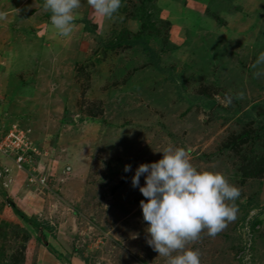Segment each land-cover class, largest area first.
Returning a JSON list of instances; mask_svg holds the SVG:
<instances>
[{
    "label": "rangeland",
    "instance_id": "obj_1",
    "mask_svg": "<svg viewBox=\"0 0 264 264\" xmlns=\"http://www.w3.org/2000/svg\"><path fill=\"white\" fill-rule=\"evenodd\" d=\"M10 131L0 264H264V0H0Z\"/></svg>",
    "mask_w": 264,
    "mask_h": 264
},
{
    "label": "built area",
    "instance_id": "obj_2",
    "mask_svg": "<svg viewBox=\"0 0 264 264\" xmlns=\"http://www.w3.org/2000/svg\"><path fill=\"white\" fill-rule=\"evenodd\" d=\"M28 149V145L24 141V136L21 133L17 134L16 132L10 131L9 133L0 135V157L12 159L14 161L13 163L20 167L26 162L25 154ZM12 153H15V159L12 157L9 158ZM3 172L7 173V170L3 168L0 171V179L2 181L5 179Z\"/></svg>",
    "mask_w": 264,
    "mask_h": 264
},
{
    "label": "trees",
    "instance_id": "obj_3",
    "mask_svg": "<svg viewBox=\"0 0 264 264\" xmlns=\"http://www.w3.org/2000/svg\"><path fill=\"white\" fill-rule=\"evenodd\" d=\"M0 181L2 182L1 179H0ZM0 196H1L3 199H6V200L8 201V203H9V205H10L12 211H13V212H14V213H15L20 219H22L25 223H27L28 225H30L31 227H33L34 230L37 232V234H41L39 225H37L36 223H34V222L32 221L31 218H29L25 213H23L21 210H19V209L15 206V204L11 201V199H9V198L7 197L6 192H5L3 189H1V191H0ZM42 236H43V235L41 234V236H38L37 239H38L39 242H41V243L44 244L43 241H45V239L42 238ZM46 248H47V250H48L50 253H52L53 255H55L56 258H57L58 260H61V261L63 260L66 264H71L69 260L64 259L63 255H61L60 253H58L57 251H55V249H53V248L51 247V245L48 244V245L46 246Z\"/></svg>",
    "mask_w": 264,
    "mask_h": 264
}]
</instances>
